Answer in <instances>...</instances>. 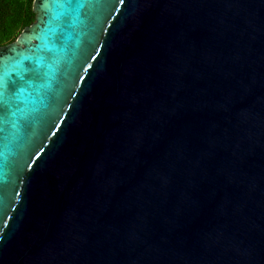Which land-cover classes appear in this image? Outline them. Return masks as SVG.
Masks as SVG:
<instances>
[{"label":"water","instance_id":"1","mask_svg":"<svg viewBox=\"0 0 264 264\" xmlns=\"http://www.w3.org/2000/svg\"><path fill=\"white\" fill-rule=\"evenodd\" d=\"M81 2L0 47V264H264V0Z\"/></svg>","mask_w":264,"mask_h":264},{"label":"snow or ice","instance_id":"2","mask_svg":"<svg viewBox=\"0 0 264 264\" xmlns=\"http://www.w3.org/2000/svg\"><path fill=\"white\" fill-rule=\"evenodd\" d=\"M35 2L54 19L69 16L84 7L81 0H42V2L35 0ZM0 67H2V58H0ZM28 71L30 69H22L19 62L13 68L17 79H12L11 73L0 70V133H4L5 125L11 124L13 128H18L21 119H28V113L17 103L25 91L24 85L31 83L25 80L23 74Z\"/></svg>","mask_w":264,"mask_h":264},{"label":"trees","instance_id":"3","mask_svg":"<svg viewBox=\"0 0 264 264\" xmlns=\"http://www.w3.org/2000/svg\"><path fill=\"white\" fill-rule=\"evenodd\" d=\"M33 0H0V47L16 40L35 22Z\"/></svg>","mask_w":264,"mask_h":264}]
</instances>
